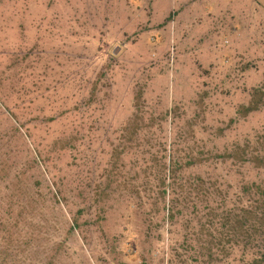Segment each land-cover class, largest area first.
Returning <instances> with one entry per match:
<instances>
[{
	"label": "rangeland",
	"instance_id": "rangeland-1",
	"mask_svg": "<svg viewBox=\"0 0 264 264\" xmlns=\"http://www.w3.org/2000/svg\"><path fill=\"white\" fill-rule=\"evenodd\" d=\"M209 1L0 0V169L13 165L0 184L15 185L14 167L34 158L27 180L40 183L44 216L58 226L83 210V234L55 264L125 261L123 238L140 240L145 264L175 263L182 219L162 221L151 193V171L173 155L200 158L184 174L216 178L230 192L264 179L263 168L257 178L252 165L219 157L264 136V104L243 114L264 83V1L227 9ZM98 186H108L107 197L96 205ZM57 188L59 211L49 201ZM54 230L40 240L58 241ZM189 255L197 256L182 258L197 264Z\"/></svg>",
	"mask_w": 264,
	"mask_h": 264
},
{
	"label": "trees",
	"instance_id": "trees-1",
	"mask_svg": "<svg viewBox=\"0 0 264 264\" xmlns=\"http://www.w3.org/2000/svg\"><path fill=\"white\" fill-rule=\"evenodd\" d=\"M93 88L95 89V86ZM250 96L248 105L243 108L244 115L258 111L264 104V83L263 87L254 88ZM138 117L135 116V119ZM139 123L140 120L131 123V136L139 130ZM255 141L252 148L248 142L219 157L252 165L258 178L256 169H264V136ZM167 157L170 156H162L164 159ZM159 158L161 157L155 156L157 165ZM170 158L167 165L151 171L157 180V185L152 188L151 193L156 204L162 205V210L166 212L162 221L174 223L179 221L177 216L182 219L181 239L177 246H173L175 263L191 264L186 262L185 256L196 252L195 258L190 255L188 257L189 261L194 259L197 264H213L219 260L225 264H264V179H244L237 192H230L225 190L224 185L216 178L205 179L200 174H184L185 167H192L194 161L199 162L200 158H191L188 154L184 157L173 155ZM35 163L32 158L20 164L19 168L14 167L16 173L11 183L14 182L15 185L9 187L7 184L3 187V184H0V264H55L69 238H74L75 232H78V235L79 232L83 234L80 228L85 222H79L82 207H78L66 221L59 217L58 226L44 216L45 201L40 198L41 194L36 189L40 183L35 179L27 180L28 165ZM10 166L1 167L0 182L7 177ZM21 180H26L23 190L18 187ZM107 187H97L93 200L96 205L102 197H107ZM61 200H64V197L57 188L49 198L53 203L52 208L56 209L55 205ZM103 210V207L99 208L93 221L99 231L104 219ZM152 219L146 226L147 229L150 228ZM50 228L60 230L61 236L51 245L40 240L43 238L42 231H49ZM122 241L121 251L125 253L126 260H119L117 264H129L130 259L136 263L139 261V264L146 263V258L138 254L137 245L140 240L132 242L123 238ZM110 246L108 243L107 250L112 252L113 248ZM38 247L49 249L41 254L37 250ZM172 263L175 264L169 259L168 264Z\"/></svg>",
	"mask_w": 264,
	"mask_h": 264
},
{
	"label": "crops",
	"instance_id": "crops-1",
	"mask_svg": "<svg viewBox=\"0 0 264 264\" xmlns=\"http://www.w3.org/2000/svg\"><path fill=\"white\" fill-rule=\"evenodd\" d=\"M182 1H183V0H182ZM182 1H181V0H179V1L177 0L176 4H178L179 2H181V3L183 4ZM207 3H208V4H207ZM217 3H218V0H217ZM232 3H233V0H229V1L223 0V3H222V4L224 5V9H227L228 7H231V4H232ZM192 4H194V3H192ZM192 4H191V5H192ZM206 4H207V8H208V7H213V9H215V8H218V9H219V8H220V7L218 6V4H216V5H214V6L212 5V4H215V0H212L211 2L209 1V2L204 3L205 6H206ZM198 5H199V4H198ZM200 5H201V4H200ZM223 5H222V6H223ZM182 6H183V5H182ZM193 7H195V6H193ZM179 8H180V9H179L180 12H183V11L185 10V8H184V9H183V8L181 9V6H179ZM213 9H212V10H213ZM182 10H183V11H182ZM188 10H189V8H188ZM185 11H186V10H185ZM182 17H184V19H186V16H182ZM182 20H183V19L181 18L180 21H182Z\"/></svg>",
	"mask_w": 264,
	"mask_h": 264
}]
</instances>
